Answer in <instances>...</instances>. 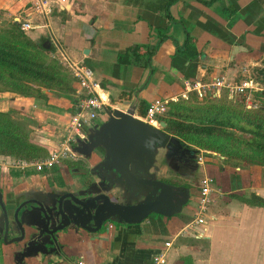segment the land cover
<instances>
[{
    "label": "crops",
    "instance_id": "0c3cea01",
    "mask_svg": "<svg viewBox=\"0 0 264 264\" xmlns=\"http://www.w3.org/2000/svg\"><path fill=\"white\" fill-rule=\"evenodd\" d=\"M25 4L0 0V13L18 24L16 18L24 20L30 11ZM39 18L29 36L43 38L67 69L63 55L90 68L100 84L97 94L105 105L98 117L84 124L86 134L107 121V108L133 107L145 121L156 99L180 101L195 95L203 100L195 91L183 97L187 82L218 77L235 84L252 78L262 89L253 91L251 98L259 107L264 103V0H58L48 18ZM209 94L259 108H249L243 95L232 98L226 88L220 95ZM49 96L55 110L28 98L20 105L39 119V127L55 128L61 140L67 134L72 101ZM161 116L156 127H161ZM218 154L200 149L197 163L160 154L158 177L191 191L179 214L152 213L134 224L110 220L99 231L67 227L47 254L26 258L24 264H264V166L229 165ZM102 158L100 151L91 159L78 154L38 170L31 163L12 166L14 158L0 157V191L10 218L36 198L42 197L47 208L56 205L52 193L86 191L96 181L91 167ZM206 177L214 182L212 202L203 214L199 204ZM113 193L117 200L118 193ZM199 216L204 223L197 222ZM19 234L14 228L7 238L0 233V264H15V252L27 237L20 243L7 241ZM167 242L171 246L166 247ZM161 254L165 262H156Z\"/></svg>",
    "mask_w": 264,
    "mask_h": 264
},
{
    "label": "water",
    "instance_id": "95a60500",
    "mask_svg": "<svg viewBox=\"0 0 264 264\" xmlns=\"http://www.w3.org/2000/svg\"><path fill=\"white\" fill-rule=\"evenodd\" d=\"M107 113V121L89 128L86 137L77 139L73 148L87 159H91L94 152L103 151L102 160L91 167L96 181L91 182L86 191L52 193L50 196L57 202L47 208L42 197L36 198L26 203L24 210L20 207L13 219L0 191L2 237L7 238L13 228L20 234L7 242L20 243L27 237L15 252V264L47 254L49 245H53L58 233L67 227L99 231L110 220L140 223L152 213L179 214L188 204L191 197L188 187L158 177L159 156L164 152L167 159L177 157L178 161L190 156L197 163V151L169 133L165 121L161 122V127L153 126L137 117L133 107L128 110L107 108ZM113 191L118 193L117 200H113ZM28 204L32 205L27 207Z\"/></svg>",
    "mask_w": 264,
    "mask_h": 264
},
{
    "label": "trees",
    "instance_id": "16d2710c",
    "mask_svg": "<svg viewBox=\"0 0 264 264\" xmlns=\"http://www.w3.org/2000/svg\"><path fill=\"white\" fill-rule=\"evenodd\" d=\"M51 54L52 49L43 38L33 39L19 24L1 26L0 93L11 94V99H34L55 110L56 106L49 102L51 93L70 99L72 105L68 110L75 111L77 80ZM160 121H165L166 130L192 150L219 153L229 165L264 166V103L251 110L228 96L217 98L208 94L198 100L193 95L189 100L169 102ZM33 122V118L22 117L16 108L0 110V157L31 163L50 155V149L37 142V124Z\"/></svg>",
    "mask_w": 264,
    "mask_h": 264
},
{
    "label": "built area",
    "instance_id": "2783aa9c",
    "mask_svg": "<svg viewBox=\"0 0 264 264\" xmlns=\"http://www.w3.org/2000/svg\"><path fill=\"white\" fill-rule=\"evenodd\" d=\"M25 1L26 7L29 8V12H26V19L18 20V24L21 29L29 31L38 25L35 24L34 19L36 17L48 18L53 12L54 7L58 0H23ZM64 64L71 71L73 76L76 78L79 88L77 89V105L76 110L68 114L69 124L66 127V136L61 139V144L50 151V155L31 162L35 165L38 170H43L45 168H52L59 164L65 158H76L78 153L73 149L77 142V139H83L86 137V133L83 129L84 124L90 120L98 117L100 110L103 109L105 102L102 98L98 96V89L100 84L93 79V72L90 68L86 67L84 64L72 61L67 55H63ZM186 93L182 95L188 98V93L197 92L200 98H204L209 93H215L220 95L221 91L226 88L228 89L229 95L233 98L235 96L243 95L246 97V101L249 108H258L259 104L252 100V92L262 89V86L256 80L250 78L242 81L241 83H227L223 78H215L209 82L195 81L187 82L185 86ZM81 96L79 94L83 93ZM80 96V97H79ZM171 100L156 99L147 108V115L145 121L153 126H159L158 116L165 114L169 108V102ZM11 163L12 166L15 165H28L29 163H20L15 160ZM6 164L5 162H1ZM214 179L211 177H206L202 180V196L200 198V213L207 210L208 205L212 202L211 192L212 184ZM200 217V216H199ZM197 218V222L204 223V218ZM189 227V226H188ZM171 242L166 243V247L171 246ZM156 262H165L164 255L161 254L156 257Z\"/></svg>",
    "mask_w": 264,
    "mask_h": 264
},
{
    "label": "rangeland",
    "instance_id": "374dc122",
    "mask_svg": "<svg viewBox=\"0 0 264 264\" xmlns=\"http://www.w3.org/2000/svg\"><path fill=\"white\" fill-rule=\"evenodd\" d=\"M3 15L0 13V27L4 26L5 24L9 23L8 22V17H2ZM38 21H40L41 19L39 17ZM23 20V19H22ZM36 22V20H34ZM31 31H25L26 34H30ZM11 94H4V93H0V109H5V110H9L10 106L13 107L11 109H17L19 113H21V116L24 117L26 119V116L33 118V124H37L35 126V130H37L36 134L38 136H36V140H40V142H44V145H48L50 146V148L56 149L60 144H61V140L58 139L57 136V131L55 128H49V126H43V127H39V125L41 124V122L39 121V119H37L34 115H32L31 113H29L28 111L25 110L24 106H21L20 104H23V98L16 100H12L11 99ZM20 98V97H19ZM19 102V103H18ZM25 104V103H24ZM15 107V108H14ZM24 108V109H23ZM36 122V123H35ZM42 125V124H41ZM40 129V131H39ZM40 132V135H39ZM218 154V153H217ZM220 154H218L219 156ZM160 160H162V157H160ZM225 161V159H224Z\"/></svg>",
    "mask_w": 264,
    "mask_h": 264
},
{
    "label": "flooded vegetation",
    "instance_id": "af4514ba",
    "mask_svg": "<svg viewBox=\"0 0 264 264\" xmlns=\"http://www.w3.org/2000/svg\"><path fill=\"white\" fill-rule=\"evenodd\" d=\"M100 152L102 153L103 151L100 149ZM183 159H184V158H183ZM170 160H173V161H174V159H170ZM170 160H169V161H170ZM186 160H190V156H187V157H186ZM193 162H194V161H193Z\"/></svg>",
    "mask_w": 264,
    "mask_h": 264
}]
</instances>
